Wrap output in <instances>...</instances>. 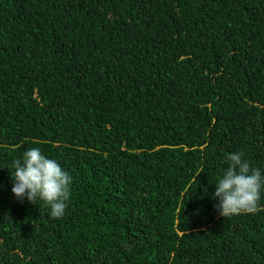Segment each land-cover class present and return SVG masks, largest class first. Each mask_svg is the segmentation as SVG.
<instances>
[{"label": "trees", "instance_id": "obj_1", "mask_svg": "<svg viewBox=\"0 0 264 264\" xmlns=\"http://www.w3.org/2000/svg\"><path fill=\"white\" fill-rule=\"evenodd\" d=\"M33 147L62 218L11 191ZM238 152L264 174V0H0V264H264L213 196Z\"/></svg>", "mask_w": 264, "mask_h": 264}, {"label": "clouds", "instance_id": "obj_2", "mask_svg": "<svg viewBox=\"0 0 264 264\" xmlns=\"http://www.w3.org/2000/svg\"><path fill=\"white\" fill-rule=\"evenodd\" d=\"M228 167L215 185L214 199L219 200V214L229 218L240 214L264 211V174L244 159V153L227 155ZM11 174L12 193L20 201L36 204L42 201L53 218H62L71 195L72 177L60 164L47 158L40 148L33 147L14 160Z\"/></svg>", "mask_w": 264, "mask_h": 264}]
</instances>
